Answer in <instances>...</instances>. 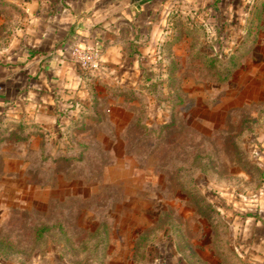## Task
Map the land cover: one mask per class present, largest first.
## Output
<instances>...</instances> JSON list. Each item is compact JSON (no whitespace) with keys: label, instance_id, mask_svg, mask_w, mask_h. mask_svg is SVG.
<instances>
[{"label":"rangeland","instance_id":"374dc122","mask_svg":"<svg viewBox=\"0 0 264 264\" xmlns=\"http://www.w3.org/2000/svg\"><path fill=\"white\" fill-rule=\"evenodd\" d=\"M255 2L166 0L140 27L110 13L102 70L51 85L14 79L36 19L0 0V264H264Z\"/></svg>","mask_w":264,"mask_h":264},{"label":"crops","instance_id":"0c3cea01","mask_svg":"<svg viewBox=\"0 0 264 264\" xmlns=\"http://www.w3.org/2000/svg\"><path fill=\"white\" fill-rule=\"evenodd\" d=\"M22 1L36 20L27 31L28 46L18 58L19 63L26 64L25 71L14 79L20 84L39 79L51 85L66 78H75L76 65L71 59L72 49L76 46L95 48L101 39H106L107 30L103 27H112L114 22L108 18L110 13L120 11L121 19L124 16L128 20L126 25L140 27L159 16L163 5L158 0H147L137 8L121 5L109 13L95 14L93 0H72L75 7L69 6L67 9L59 8L58 0ZM255 1L256 6H263L264 0ZM104 34L101 38L100 35ZM11 86L9 84L10 92Z\"/></svg>","mask_w":264,"mask_h":264},{"label":"built area","instance_id":"2783aa9c","mask_svg":"<svg viewBox=\"0 0 264 264\" xmlns=\"http://www.w3.org/2000/svg\"><path fill=\"white\" fill-rule=\"evenodd\" d=\"M71 59L76 66L88 73H97L103 68L101 54L92 47H74Z\"/></svg>","mask_w":264,"mask_h":264},{"label":"water","instance_id":"95a60500","mask_svg":"<svg viewBox=\"0 0 264 264\" xmlns=\"http://www.w3.org/2000/svg\"><path fill=\"white\" fill-rule=\"evenodd\" d=\"M147 0H93L92 9L95 14H106L121 5L137 8Z\"/></svg>","mask_w":264,"mask_h":264},{"label":"trees","instance_id":"16d2710c","mask_svg":"<svg viewBox=\"0 0 264 264\" xmlns=\"http://www.w3.org/2000/svg\"><path fill=\"white\" fill-rule=\"evenodd\" d=\"M165 1H166V0H162V3H164ZM218 63L220 64L219 61H218ZM210 64H211V66H212V65H214V62L211 61ZM223 80L226 81L227 78L224 77ZM184 177H185V176H184ZM184 179L186 180L185 183H184L183 181H180V180H183V179H180V178H179V182H180L179 184H180L181 187H183V188H182L183 192L190 193V194H194V193L188 188V184H191V183L189 182V180H188L187 178H184ZM208 208H209V207H208ZM147 237H148V236L145 235V236L140 237V239H141V240H146ZM99 242H100V239H99ZM217 251H218V255L221 256L222 258H223V257L227 258L228 255L231 256V257L233 258L234 264H252L251 262H247V261H245L244 259H242V257H240V256H239L237 253H235V252L225 253V251H226L225 249H222V250L218 249ZM227 254H228V255H227ZM140 261H141V260H140ZM140 261H139V262H140ZM137 263H138V262H137Z\"/></svg>","mask_w":264,"mask_h":264}]
</instances>
